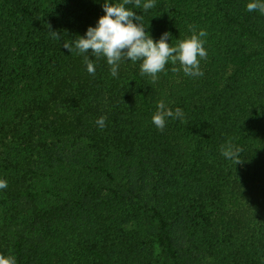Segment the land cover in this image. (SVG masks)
Instances as JSON below:
<instances>
[{
    "label": "trees",
    "instance_id": "trees-1",
    "mask_svg": "<svg viewBox=\"0 0 264 264\" xmlns=\"http://www.w3.org/2000/svg\"><path fill=\"white\" fill-rule=\"evenodd\" d=\"M104 2L0 0V255L264 264V14L246 10L252 0L126 5L154 41L206 32L203 75L169 61L153 82L142 61L121 60L113 77L89 50L92 75L88 54L63 48L97 25ZM159 101L184 113L162 132ZM229 144L242 164L222 155Z\"/></svg>",
    "mask_w": 264,
    "mask_h": 264
},
{
    "label": "clouds",
    "instance_id": "clouds-1",
    "mask_svg": "<svg viewBox=\"0 0 264 264\" xmlns=\"http://www.w3.org/2000/svg\"><path fill=\"white\" fill-rule=\"evenodd\" d=\"M134 4L135 7H142L147 11L155 7V0H147L142 4V0H122L121 3L110 4L105 0L102 5L105 15L98 19L95 27H89L85 36H76L73 44L63 41V48L70 53L75 49L77 54L85 55L88 73L95 75V67L89 58L91 56L99 58L105 57L110 66V74L116 77L118 74L119 62L129 60L132 62L142 61L140 65V74L148 75L155 82L157 74L164 71L165 65L171 61L173 65L179 62L180 69L173 68L172 71L181 70L188 76H201L200 59L206 58L207 52L204 48V42L200 37L206 36V32L201 30L199 34H193L190 38L181 40L176 46H170L168 43L170 34L165 32L158 41L145 31L142 23L143 16L126 8V5ZM248 12L259 11L264 14V2L261 0H252L246 6ZM137 21L138 23L134 22ZM49 29L53 38L61 40L60 33ZM184 113L180 108L175 112L166 108L163 101L157 103V111L152 116V123L161 132L166 126V118H183ZM105 117H100L96 124L103 129ZM243 149L229 144L222 147V155L234 162L235 165L244 162L241 159ZM7 188V181L0 180V189ZM0 264H15V258L0 255Z\"/></svg>",
    "mask_w": 264,
    "mask_h": 264
}]
</instances>
